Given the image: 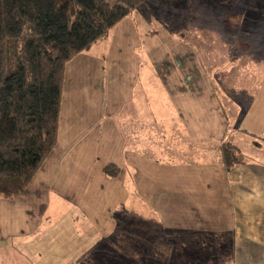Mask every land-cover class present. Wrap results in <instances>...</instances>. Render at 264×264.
<instances>
[{"label": "crops", "instance_id": "0c3cea01", "mask_svg": "<svg viewBox=\"0 0 264 264\" xmlns=\"http://www.w3.org/2000/svg\"><path fill=\"white\" fill-rule=\"evenodd\" d=\"M129 19L67 64L55 148L19 198L0 197V264L43 256L37 246L68 216L109 237L135 192L156 197L175 227L193 213L221 223L237 264H264V72L224 87L230 78L205 71L198 46ZM227 89L237 99L224 107ZM225 143L244 156L230 169Z\"/></svg>", "mask_w": 264, "mask_h": 264}, {"label": "rangeland", "instance_id": "374dc122", "mask_svg": "<svg viewBox=\"0 0 264 264\" xmlns=\"http://www.w3.org/2000/svg\"><path fill=\"white\" fill-rule=\"evenodd\" d=\"M129 18L149 36L172 32L184 44L198 46L200 66L213 77L230 78L224 87L243 72L253 78L264 72V0H149ZM221 94L226 98L224 107L234 105V92ZM111 171H118L114 176L120 172L118 166ZM205 201L203 196L202 204ZM132 202L130 211L118 212L115 230L103 240L92 225L83 223L78 228L68 216L62 228L61 224L55 227L46 244L37 246L43 256H31L29 263L237 264L235 235L221 223L212 227L218 224L206 222L205 217L197 223L193 213L183 217L184 223L188 222L183 228L175 227L171 213L159 212L156 197L146 199L135 192Z\"/></svg>", "mask_w": 264, "mask_h": 264}, {"label": "trees", "instance_id": "16d2710c", "mask_svg": "<svg viewBox=\"0 0 264 264\" xmlns=\"http://www.w3.org/2000/svg\"><path fill=\"white\" fill-rule=\"evenodd\" d=\"M148 1L0 0V197L19 198L55 148L67 64ZM223 157L244 161L230 143Z\"/></svg>", "mask_w": 264, "mask_h": 264}]
</instances>
